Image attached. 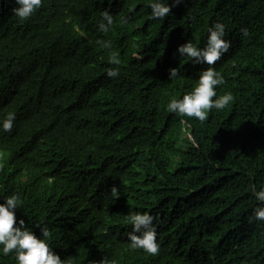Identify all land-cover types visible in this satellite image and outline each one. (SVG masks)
Masks as SVG:
<instances>
[{
  "label": "trees",
  "instance_id": "obj_1",
  "mask_svg": "<svg viewBox=\"0 0 264 264\" xmlns=\"http://www.w3.org/2000/svg\"><path fill=\"white\" fill-rule=\"evenodd\" d=\"M15 6L0 0V116L16 114L0 131V202L17 194L18 217L75 264H264V221L249 219L264 187V0H184L162 20L148 0H43L26 21ZM217 20L231 41L217 93L233 101L204 121L169 112L209 67L177 47H203ZM131 211L156 218L157 254L128 246Z\"/></svg>",
  "mask_w": 264,
  "mask_h": 264
},
{
  "label": "clouds",
  "instance_id": "obj_2",
  "mask_svg": "<svg viewBox=\"0 0 264 264\" xmlns=\"http://www.w3.org/2000/svg\"><path fill=\"white\" fill-rule=\"evenodd\" d=\"M184 0H148V7L151 9L152 19L162 20L171 13L173 7L183 3ZM13 14L26 21L42 6L43 0H14ZM99 31L108 33L115 21L113 13L105 9L100 13ZM119 23L127 24V17H121ZM208 35L203 47L193 43L191 39L177 47L180 57H187L199 65H208L198 72V79L189 91H186L182 98H172L167 110L177 115L194 117L200 121L207 119L208 112L212 109L222 110L234 99L230 92L218 95L217 87L225 83L224 76L217 71L213 65L227 53L231 47V41L226 39V25L217 20L207 29ZM242 37L248 36V29H240ZM100 47L111 49L108 40L98 41ZM109 63L115 67L109 68L108 77L116 78L120 74V58L117 52L111 51L108 57ZM179 75L178 68L169 69V79L173 80ZM16 120L15 112L9 111L0 116V131L10 132ZM259 202L253 211L251 220L264 221V187L258 191L253 190ZM110 196L116 201L121 196L120 188L113 185L109 189ZM0 202V251L4 255L13 254L16 264H75L74 259L61 256L50 246L49 239L51 232L47 226L37 225L40 235L26 226L25 220L18 217L17 209L21 203L17 194H10L3 197ZM155 217L148 212L131 211L127 220L132 228L127 232L128 246L131 249H142L144 252L155 255L158 253L157 226ZM92 264H114L107 257L94 260Z\"/></svg>",
  "mask_w": 264,
  "mask_h": 264
}]
</instances>
